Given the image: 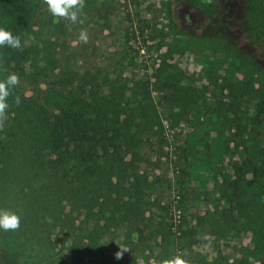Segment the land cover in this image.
Here are the masks:
<instances>
[{"label": "rangeland", "instance_id": "rangeland-1", "mask_svg": "<svg viewBox=\"0 0 264 264\" xmlns=\"http://www.w3.org/2000/svg\"><path fill=\"white\" fill-rule=\"evenodd\" d=\"M97 7L81 17L60 50L82 70L100 67L152 92L162 126L148 127L125 159L147 180L148 210L143 218L121 219L102 238L77 212L75 228L88 227L86 233L72 234L68 226L38 229V235L35 225L2 229L14 235L19 257L0 250V264H146L148 257L153 264L157 255L185 264H261L252 229L232 227L224 214L230 185L240 177L247 195L264 202V116L257 108L264 96V0L260 44L243 12L227 13L226 0H97ZM226 46L247 60L226 54ZM165 61L176 67V77L159 78ZM46 65L42 61L35 74L18 66L19 88L68 123L87 124L89 96L62 89L60 70L43 72ZM186 89L198 97L190 108L179 102ZM78 137H69L72 145ZM3 142L0 135V150ZM8 204L4 212L20 220V203Z\"/></svg>", "mask_w": 264, "mask_h": 264}, {"label": "trees", "instance_id": "trees-1", "mask_svg": "<svg viewBox=\"0 0 264 264\" xmlns=\"http://www.w3.org/2000/svg\"><path fill=\"white\" fill-rule=\"evenodd\" d=\"M83 3L73 23L54 17L46 0H0V28L19 37L21 43L19 48L0 46V81L17 75L18 66L28 65L34 74L39 73L45 61L48 69L43 72L60 70L57 78L62 89L86 93L91 100L88 123L80 119L72 127L67 120L28 99L18 83L9 89V107L0 118V135L4 138L0 150V213L11 200L20 203V224L35 225V235L38 229L52 233L65 226L76 233L73 213L77 212L86 214L85 224L92 222L102 238L127 216L143 218L150 204L144 185L147 180L125 159L141 145L142 133L148 127L156 122L162 126L152 92L145 83L130 85L122 75L113 77L100 67L82 70L75 61L69 62L67 52L60 50L61 41L74 34L81 17L97 7V0ZM260 5L261 0H241L240 9L228 6L227 11L232 15L243 12L245 23L253 28V41L258 44L263 11ZM226 48V54L247 60L239 49ZM175 71L176 67L165 61L159 78L164 73L176 77ZM197 98L196 93L186 89L179 102L190 108ZM257 108L258 114L264 116V96ZM72 135L79 136L73 145L69 140ZM261 155L264 165V148ZM243 182L240 177L230 185L225 221L228 224L232 218V227L241 224L252 229L256 251L264 264V202L249 197ZM87 228L78 231L86 233ZM14 240L12 233L0 229V250L8 257H19ZM163 251L168 254V249ZM168 256H155L153 264L171 261ZM150 260L148 257L146 264Z\"/></svg>", "mask_w": 264, "mask_h": 264}, {"label": "clouds", "instance_id": "clouds-1", "mask_svg": "<svg viewBox=\"0 0 264 264\" xmlns=\"http://www.w3.org/2000/svg\"><path fill=\"white\" fill-rule=\"evenodd\" d=\"M48 10L54 17H64L67 20L75 23L77 17L84 7L83 0H46ZM80 41L87 42L88 36L86 32H81L79 36ZM7 45L11 48H19L21 46L20 39L17 36H13L11 32L0 28V46ZM18 77L12 74L7 77L6 80L0 81V118H3L6 114V109L9 105L7 98L10 95L9 89L16 85ZM19 98L17 97L16 103L19 104ZM20 220L15 214L8 212L0 213V229L15 230L19 228ZM121 249L115 253V259L120 260L123 252ZM168 264H185L180 258H173Z\"/></svg>", "mask_w": 264, "mask_h": 264}, {"label": "flooded vegetation", "instance_id": "flooded-vegetation-1", "mask_svg": "<svg viewBox=\"0 0 264 264\" xmlns=\"http://www.w3.org/2000/svg\"><path fill=\"white\" fill-rule=\"evenodd\" d=\"M229 1L230 2L227 4V6H230V7L233 6V7H236V8L240 6L241 0H233V1L229 0Z\"/></svg>", "mask_w": 264, "mask_h": 264}]
</instances>
